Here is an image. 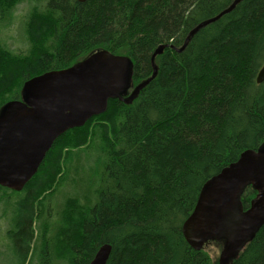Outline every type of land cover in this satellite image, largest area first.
<instances>
[{
	"label": "trees",
	"instance_id": "16d2710c",
	"mask_svg": "<svg viewBox=\"0 0 264 264\" xmlns=\"http://www.w3.org/2000/svg\"><path fill=\"white\" fill-rule=\"evenodd\" d=\"M19 1L0 0V21ZM231 1L50 0L46 8L32 7L24 20L26 49L8 47L0 37V109L22 97L29 78L70 67L97 49L130 56L136 86L152 74L158 45L181 47L191 29ZM156 58L158 75L132 102L110 99L106 112L55 141L40 166L42 178L34 176L16 206L8 232L12 264L32 257V215L56 188L37 200L60 168L55 148L64 143L69 149L72 132L79 135L71 145L83 144L85 131L87 139L99 132L93 141L105 148L100 168L88 180L91 192L69 197L60 208L41 264H54L56 246L70 264H88L102 243L112 246L107 264H219L207 249L188 243L183 223L204 182L264 142V81L257 82L264 64V0H243L200 29L184 50L167 47ZM255 195L246 188L245 208ZM49 228H43L45 237ZM233 264H264V226Z\"/></svg>",
	"mask_w": 264,
	"mask_h": 264
},
{
	"label": "water",
	"instance_id": "95a60500",
	"mask_svg": "<svg viewBox=\"0 0 264 264\" xmlns=\"http://www.w3.org/2000/svg\"><path fill=\"white\" fill-rule=\"evenodd\" d=\"M242 1L232 0L217 15L196 25L181 47L158 45L151 56L152 74L136 86H132L133 60L108 49H97L70 67L28 79L22 97L0 109V186L22 191L60 136L106 112L110 99L132 102L158 75L155 59L159 54L167 47L184 50L200 29ZM263 81L264 64L257 74V82ZM249 186L256 195L245 208L242 195ZM263 226L264 142L256 149L244 150L204 182L195 207L183 223V233L195 250L217 243L221 249L218 263L233 264ZM111 250V244L104 243L88 264H107Z\"/></svg>",
	"mask_w": 264,
	"mask_h": 264
},
{
	"label": "rangeland",
	"instance_id": "374dc122",
	"mask_svg": "<svg viewBox=\"0 0 264 264\" xmlns=\"http://www.w3.org/2000/svg\"><path fill=\"white\" fill-rule=\"evenodd\" d=\"M49 1L50 0H20L14 10L9 12L11 17L5 21H0V37L8 47L15 48V50L18 48L26 49L28 43L24 27L25 17L30 13L32 7L40 6L46 8ZM118 54L127 55L124 53ZM158 70H160V66ZM90 130L93 133L94 126H92ZM78 135L79 133L73 132L69 134V137L72 138L71 140L69 139V149L64 147V143H62L54 150V153L56 152L59 156L58 167L60 166V168L55 172V176H53L51 183L45 186L43 196L37 200H42L47 194L52 192L54 187L56 188L52 198L48 201L47 198H44L42 200L43 204L41 209L36 208V212L32 215L33 219H35V221L32 222V228L34 227V239L30 242V248L33 249V254L26 264H41L40 252L43 248L45 238H53L58 221H60V208L63 206L64 202L67 201L69 197H85L87 193L91 192L88 180L91 178L92 174L94 172L96 173L100 168L98 167V161L99 157L103 154L102 149L105 148L103 144H101V141H93L94 138L99 135V132L94 138L90 135L87 139V131L84 132L85 141L87 139V142L85 143L84 141V143L79 146H72L71 141ZM91 142L94 143L90 147H87ZM76 170H78V172ZM38 172L34 180L42 178L40 171ZM62 180H64L63 183H61ZM77 181H79L78 185L76 184ZM23 195L22 191L20 193L14 191L5 192L3 188H0V264H12L15 258L8 232L14 221L16 206L23 200ZM38 205L39 204H36L35 206ZM48 226H50L49 234L45 237L42 231L43 228ZM51 245L53 246L52 243ZM207 250L211 254L212 259L218 261L221 250L220 245L216 243L209 244ZM53 253L55 255L52 257L54 264H70V259L69 262L66 260L68 258L65 255L66 252L61 251L59 247L56 246V250H53Z\"/></svg>",
	"mask_w": 264,
	"mask_h": 264
},
{
	"label": "bare ground",
	"instance_id": "6f19581e",
	"mask_svg": "<svg viewBox=\"0 0 264 264\" xmlns=\"http://www.w3.org/2000/svg\"><path fill=\"white\" fill-rule=\"evenodd\" d=\"M229 4H230V3H229ZM221 11H222V10H221ZM216 15H217V14H216ZM212 17H213V16H212ZM102 245H103V243H102V244H100V246H102ZM100 246H99V247H100ZM99 247H98V248H99Z\"/></svg>",
	"mask_w": 264,
	"mask_h": 264
},
{
	"label": "flooded vegetation",
	"instance_id": "af4514ba",
	"mask_svg": "<svg viewBox=\"0 0 264 264\" xmlns=\"http://www.w3.org/2000/svg\"><path fill=\"white\" fill-rule=\"evenodd\" d=\"M38 173V172H37ZM26 187V186H25ZM5 188V187H4ZM8 189V188H7ZM9 190H11V189H9ZM11 191H13V190H11Z\"/></svg>",
	"mask_w": 264,
	"mask_h": 264
}]
</instances>
